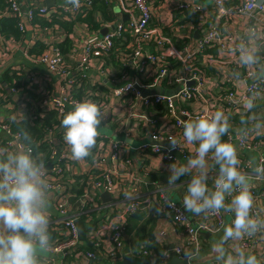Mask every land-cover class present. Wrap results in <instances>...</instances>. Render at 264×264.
<instances>
[{
	"label": "built area",
	"instance_id": "1",
	"mask_svg": "<svg viewBox=\"0 0 264 264\" xmlns=\"http://www.w3.org/2000/svg\"><path fill=\"white\" fill-rule=\"evenodd\" d=\"M22 1L4 0L5 6L0 8V19L12 14L17 17L20 30H24V25H31L35 16L50 17L53 13H64L71 19L72 16L84 15L86 8L92 4V0H79L78 6L69 4L68 0H59L57 5L48 8L39 5L38 0H30L24 10ZM117 1L121 3L120 8L127 19L113 22L104 34L74 24L77 35L73 37L66 54L54 44L61 41L57 40L59 36L56 32L61 30V37L64 34L57 26L48 28L31 25L37 33V39L46 46L41 52L30 53L31 45L20 47L14 44L13 49H0V65L23 48V56L41 65L46 73V76H41L38 74L41 72L30 71L25 65H14L7 71L8 76L14 77V81L8 84L5 82L7 90L0 84V146L20 148L21 127L29 126L37 130L31 134L35 141L34 152L39 153L44 160L48 191L53 193L50 201L55 210V215L49 213V230L55 232L51 236L53 247L47 252L50 257H66L78 253L87 262L120 258L130 215L145 210L156 209L157 212L159 208L162 211L157 213L168 215L174 221L183 243L173 247L171 255L166 248L165 252H156L149 245L140 253L134 255L132 250L131 254L149 264L165 263L172 256L188 260L201 252V231H218L224 225L223 216L221 213L209 215L208 220L196 225L183 210L182 203L178 204L164 193L160 196L145 194L143 186L146 183L142 178L146 171L145 163L140 164L136 159L140 169L135 170L130 152L139 149L146 155L150 150L153 154H162L167 165L175 162V154L183 153L182 147L169 152L164 142H168L170 136L174 137L176 131L183 130L186 121L209 117L217 111L214 108L216 102L210 93L203 90L205 85L212 84L215 79L232 86L220 92L217 90L218 97L224 92L223 100L228 105L224 107L219 104L220 111L236 114L247 110L245 105L249 101L254 104L264 102V0H242L229 8L224 5V0H212L218 14L230 13L231 16L240 15L252 20L248 29V33L251 32L246 36L257 37V44H252L247 38H237L224 28L212 27L204 30L199 40H191L182 49L171 43L161 27L150 24L155 0ZM167 1L175 3L179 9H189L195 13L201 11V0ZM192 30H189L190 34ZM125 33L130 38L126 46L118 50L115 41ZM12 42L19 43L15 40ZM149 45L154 48L153 54L144 52V48ZM206 45L217 48L215 54L203 58L220 70L215 79L195 68L192 63L194 53ZM241 47L255 55L257 62L254 65L241 63ZM110 53H116L118 67L107 62ZM164 58H174L180 66L183 64L184 73L178 72L179 68H169ZM112 72L116 76L111 77ZM142 78L148 82L143 83ZM235 79L245 83L240 94L232 85ZM164 80V87L166 91H171L170 95L144 93L158 87ZM110 82L113 83L106 87ZM13 97L20 101L23 111ZM83 100L97 104L103 115L99 127L111 125L118 139L105 136L98 130L92 154L82 161H74L63 141V129L59 125L63 115L72 110L73 104ZM190 104L193 110L189 108ZM152 106L160 107L163 122L159 125L147 112L148 107ZM138 127H141L140 134ZM149 127L152 129L148 130ZM145 137H149L151 143L142 142L137 146L131 144L130 139L141 140ZM235 139L245 150L258 152L264 148V134L256 139L250 132L242 130ZM228 141H232L231 135ZM257 161L264 163V154H259ZM247 163L244 169L240 168L242 172L251 171ZM252 179L258 182L251 188L254 199H257L260 194L255 189L264 178L254 176ZM101 192L111 195L110 202L99 200ZM166 201L174 207H170ZM252 214L264 218V212L255 204ZM79 218L83 219V237L78 231ZM158 235L163 237L164 229L159 230ZM252 238L245 237L236 243L247 249ZM151 243L149 239L146 244ZM185 252L190 254L187 258L184 257Z\"/></svg>",
	"mask_w": 264,
	"mask_h": 264
},
{
	"label": "clouds",
	"instance_id": "2",
	"mask_svg": "<svg viewBox=\"0 0 264 264\" xmlns=\"http://www.w3.org/2000/svg\"><path fill=\"white\" fill-rule=\"evenodd\" d=\"M68 3L78 6L79 0ZM241 53L243 65L257 62L255 55L243 47ZM254 106L252 101L245 105L249 111ZM102 118L100 108L89 100L75 102L72 110L63 115L59 126L72 160L82 161L92 154ZM182 129L183 143L191 146L192 154L183 164L173 162L166 166L168 185L175 187L181 177L190 176L182 200L185 212L205 217L222 211L233 215L231 223L223 225L222 236L212 248L219 264H260L254 254L236 242L264 231V218L252 214L251 192L252 177L264 178V163H258L253 156L247 163L251 171L240 170L238 145L224 139L233 129L223 111L190 119ZM21 141V147L16 149L0 146V264H41L43 254L53 247L44 160L34 152L35 141L27 129L21 131ZM167 141L169 152L181 145L173 136ZM214 167L218 172L209 187V174ZM227 197L231 199L226 203ZM160 211L158 208L157 212ZM229 241L233 242L231 252L225 247ZM189 255L184 253L185 258Z\"/></svg>",
	"mask_w": 264,
	"mask_h": 264
},
{
	"label": "crops",
	"instance_id": "3",
	"mask_svg": "<svg viewBox=\"0 0 264 264\" xmlns=\"http://www.w3.org/2000/svg\"><path fill=\"white\" fill-rule=\"evenodd\" d=\"M29 1L30 0H23L22 1V8L24 10L26 9L27 3ZM58 2H59V0H51L50 4H47V3H45V0H40V1L38 0L39 5H44V6H47L48 8H51L52 6L57 5ZM199 2H200L201 11L197 12L199 14V16H198L199 23H198L197 29H195L190 22L181 23V25L178 26V23H180V21L184 17V14H183L184 12L179 14L178 13L179 8L176 7V4L175 3H169L167 0H155L154 7H153V15H152V19H151L150 24L159 26L164 31L166 30L167 32H170L171 34H173L175 36H185L190 29H193L191 32V35L193 36L192 41L194 40L193 42L199 40L202 37V33L204 30L211 29L212 27H215L217 29L224 28V29H226L227 32L234 34L237 38H242V37L247 38L254 45L258 43L257 37L246 36V34H249L251 32L250 31L248 33V29L250 28L252 20H250L249 18H247L245 16H240V15L231 16L230 13L218 14L216 6L212 2V0H201ZM240 2H242V0H224V5L227 8H229V7H232V6H234ZM120 4L121 3L117 0H112L111 2H107L106 3L107 8L105 11L106 14H104L103 10L102 11L97 10V14L95 15L94 22L99 24V28L89 29L86 27L87 30L97 31L99 34H103V33H101V30L106 29V33H107L108 30L111 28L110 25H112L113 22H115L119 19L123 20L124 17H126V19H127V15L120 8ZM189 11H190V13H195V12H192L191 10H188V12ZM62 16L64 18L66 17L67 19H69L68 16H65V15H62ZM75 24L78 26H82V27L84 26L81 22H77ZM60 31L56 32V35L59 36V38L57 40L65 39L63 36L61 37ZM64 33L67 36H69V38L71 39V42L74 39L73 37H75L77 35L74 27L72 28L71 32H69V33L64 32ZM36 34L37 33L34 30H32V26L30 24H28L27 30H26V38H25V40L19 41L18 44L13 43L12 38H6V37H3L0 35V49H2V51L4 48L5 49L6 48L13 49L14 44L17 46H20V47L21 46H30V45H31L30 47H33L32 44L36 43L37 41L43 43V41L37 39ZM129 38H130V35L128 33H125L122 38L117 39L115 41L116 48L118 50H120V48L125 47ZM18 51L19 50H17L15 52V54ZM119 52L117 53L116 57H118ZM144 52L153 54L154 48L151 45H149V46L144 48ZM204 62H206L205 59H204ZM39 66L42 67L41 65H39ZM24 67L30 71L41 72V73H38L41 76H46V73H44L45 69L43 67H42V69L32 68V67L27 66V65H25ZM184 70H185V68L182 64L177 71L184 73ZM92 74H93V72L90 71V75H92ZM110 76L111 77L116 76L115 72H112L110 74ZM141 76H145V75L141 74ZM96 77H97V75H96ZM7 80H8L7 84L9 82H13L14 77L8 76ZM3 81L6 82L4 79H3ZM104 81H106V80H104ZM220 81L222 82V80H220ZM111 83H113V82H110L108 85H106V87L110 86ZM164 83H165V80L163 81V83L161 85H158V87L166 90L165 89L166 87H164ZM216 83H217L216 80H213L212 84L210 83L209 85H205L203 90L206 93H210L211 98L216 102L214 108H217V110H220L218 107L219 102L217 101V99H215V97L217 96V93H218V91H217L218 89H216ZM231 83H232V81H231ZM232 85H234V83H232ZM117 86H118V84H117ZM230 87H232V86L229 84H226V82H225L223 88H230ZM17 104H18V102H17ZM19 106H21V105H19ZM257 106L258 105H255L253 108H255ZM189 108L191 110H193V106L191 104L189 105ZM23 110H24V108L22 107L21 111H23ZM252 111L254 112L253 113L254 116H253V118H251L250 122L247 125H245V128H247L249 130L248 132H250L252 134V136L257 139V138L262 137L264 134V102H263V105L261 108V114H260V112H257L259 115L255 114L257 109H252ZM147 112L150 113L151 116L157 121L158 125L163 122L162 118H161L160 107H154V106L148 107ZM166 125L169 126V124H167V123H166ZM101 128L111 130L112 126L111 125L102 126ZM151 129H152V127L148 128V130H151ZM232 129H233V133L231 134V138H232L231 142L237 144L235 138L237 135L240 134L241 129L236 128V127H232ZM137 131H138V134H140L141 127H138ZM99 133H101V132H99ZM101 134H104V133H101ZM104 135L108 136L106 134H104ZM146 135H148L147 131H146ZM174 137L181 141L180 146L183 149V153L177 152L175 154L176 155L175 163L183 164L187 161L189 156L192 154L191 146H188V145L183 143L182 130L176 131ZM130 141L132 142L131 144L134 146H137L142 142H143L142 144L151 143V141L149 140V137H145L144 139H141V140L140 139H132V140L130 139ZM164 144L168 145V142H164ZM250 152H252V151L251 150H245L244 148H242L238 145V154H239V158L241 160V164H240L241 169H244L245 164L248 162L249 156L247 155V153H250ZM144 154L145 153L140 151L139 149H135V150H132L130 152V155L133 157V161L135 162L134 163L135 170L140 169V165L136 162V159L140 164L145 163V166H146L145 170L146 171L143 172V169H141V171L144 173L142 178L145 180V183H146L143 186V189L145 190L144 193L145 194H151L152 193V194H155L157 196H160L161 194L164 193L165 195L169 196L171 199H173L178 204H181L184 195H186L187 182L191 179V177L190 176L181 177V179L176 182L175 187H170L167 183V181H168V172L166 170L167 161L165 160L163 155L160 153L153 154V153H151L150 150H148L146 152V155H144ZM259 154H264V148H263V150L258 151V155ZM217 172H218V169L215 167L210 170L209 181H208L209 187L212 186L213 179H214ZM257 183H258L257 181H254L253 179H251V188H253L254 185H256ZM263 184H264V182L262 181L260 184V187ZM257 189L258 188L256 187V189H255L256 192H257ZM101 193H103V192H101ZM101 193L99 194V200L102 202L107 201L106 203L110 202V200L112 198L109 200L103 201L100 198ZM49 199L52 200L53 195L50 194ZM230 199H231V197H227L226 203L230 202ZM50 204H51V206L49 208V213L52 216V215H55V210L52 206V201H50ZM254 204L258 209H261L264 212V191L261 195H259V197H257V199H254ZM187 213H188V217L190 218L192 223H194L196 225H199L200 223H203L206 220H208V217H205L203 215L196 216L190 212H187ZM221 215L223 216L222 218H223L224 224H226V223L230 224L231 223V221L233 219L232 214H224L222 211ZM78 222H81V226L83 229V219L79 218L77 220V223ZM213 222L215 223V221H213ZM222 227L220 229H218V231L216 230L215 233L206 232L205 233L206 236H203V234H202L205 231H201L202 248H201L200 253H203L204 251H207L211 248V237L212 236H214L218 233V235L221 238ZM162 229H164L165 235L163 237H159L158 231L162 230ZM83 231H84V229H83ZM179 234H180L179 229L177 228L176 224L171 219V217L168 215H163V214L157 213L156 209L154 211H151V210L146 211L145 210V212L139 213L137 218H134L132 215H130V217L128 218V221L126 223L125 234L123 237L124 245H123V248L121 251L120 258H117V259L112 260V261H107V262H105V264H124L128 259L137 260V261H140V262H143L144 264H146L147 263L146 260H144V259L141 260V259H139V257H133V255L131 254V251L135 247H137L140 243H147V241H149V239L152 241L153 245L156 244V248L159 249L160 252H165V248H166V249H168V253L171 255L172 254V248L175 246H179L183 243L182 238L179 237ZM249 244H250V247L245 249V250L249 253L254 254L257 258L264 259V232L256 234L255 236H253L252 241ZM225 247L228 249L229 252H231L232 248H233L232 242L229 241L228 244L225 245ZM83 248L85 249V246ZM172 257H174V256H172ZM90 262H92V261H90ZM90 262L85 261L81 255H78V253H76V254L71 253L70 255H68L66 257H61V256L59 257L57 255L52 256V257H50L49 255H47V256L43 255L41 257V264H70V263H73V264H89ZM147 264H149V263H147ZM209 264H219V262L215 261V262H211Z\"/></svg>",
	"mask_w": 264,
	"mask_h": 264
},
{
	"label": "trees",
	"instance_id": "4",
	"mask_svg": "<svg viewBox=\"0 0 264 264\" xmlns=\"http://www.w3.org/2000/svg\"><path fill=\"white\" fill-rule=\"evenodd\" d=\"M3 2L4 0H0V8H4L5 3ZM106 3H107L106 0H92V4L86 8L84 15L79 14L76 16H72L71 19L70 18L67 19L66 17L64 18L62 16V15H65L64 13H60V14L53 13L50 17H44L43 15L35 16L31 25H35L37 27H48V28H54L55 26H57L58 28L62 29L64 32L69 33L71 32L75 23L81 22L85 27L89 29H97L99 28V24L94 22L95 15L97 14V10H101V11L103 10L104 14H106L105 13L106 8H107ZM188 10L189 9H185V10L179 9L178 13L181 14L184 12L183 13L184 17L180 21V23H178V26H180L181 23L190 22L193 25V27L197 29L198 23H199V19H198L199 14L190 13V11L188 12ZM17 22H18L17 17L13 16L12 14H8L2 17L0 19V35L6 38H12L15 41L25 40L27 26L24 25V30H20L17 26ZM165 31L164 33L170 38L171 43L179 49H182L183 47H185L186 44L190 42L193 38V36L190 34L189 31L187 32L185 36H175L171 34L170 32H167V31L165 32ZM63 37L65 39L61 40L60 42H54V44L58 47V49L63 54H66L69 51L71 39L65 33L63 34ZM45 47L46 46L42 42L37 41L36 45L29 48V52L38 53V52L43 51ZM215 52H217V48L215 46L213 47L210 45H206L199 52L196 51L192 58V63L195 68L202 70L206 75H209L214 79L215 77H217V74L219 73L220 70L218 69L217 66H211L207 61L204 62L203 58L208 54L213 55L215 54ZM115 55L116 53H110V55L107 58V62L111 63L114 67H118V63L116 62ZM164 60L168 62L167 66L169 68L173 67L174 69H178L180 66L178 61L174 58H164ZM7 78H8V73L4 77V80L6 82L8 81ZM141 80L143 83L148 82V80L144 78H142ZM215 80H217L216 89H218L219 92L222 91L225 83L218 81V79H215ZM223 93L219 97L216 96V99L220 105L227 107L228 106L227 102L223 100ZM185 105L186 103L183 104V107ZM255 105H258L257 107L252 108V109H257L255 114L259 115L257 112H260L261 114V108H262L263 102L256 103ZM252 109L250 111L248 109L243 110L236 114L229 113L225 110L223 112L228 117L232 127L240 128L241 131L242 130L249 131L247 128H245V125H247L250 122L251 118H253L254 116L253 115L254 112L252 111ZM21 129L22 130L27 129L30 132V135L37 131L35 128L29 127V126H23V128L21 127ZM224 139L228 140V136H225ZM260 184L261 183L257 185V188H258L257 192L261 195L264 191V184L261 187H260ZM49 232L51 236L55 234V232L51 230H49ZM83 236H84V231H83ZM148 245L149 247H153L156 252L159 251V249L156 248V244L153 245L152 243L151 244L140 243L137 247L133 249V254L136 255L137 253H140L142 250H144V247L147 248ZM105 262L107 261L99 259L96 261H92L89 264H105Z\"/></svg>",
	"mask_w": 264,
	"mask_h": 264
},
{
	"label": "water",
	"instance_id": "5",
	"mask_svg": "<svg viewBox=\"0 0 264 264\" xmlns=\"http://www.w3.org/2000/svg\"><path fill=\"white\" fill-rule=\"evenodd\" d=\"M51 0H45V3L50 4ZM126 17L123 18V20H125ZM101 33H106V29L101 30ZM22 50L23 48L19 49V51L13 55L10 59H8L6 62H4L2 65H0V84L1 86L7 90V84L3 81V77L4 75L7 73V71L14 65H27L30 66L32 68H36V69H42V67H40L37 64L32 63L31 61H29L26 57L23 56L22 54ZM233 83L236 87V92L238 94H240L242 92V90L245 87V83L242 80H238L235 79L233 80ZM192 84V83H189ZM118 86H121V84H118ZM178 88L175 89V91H177ZM157 93V94H163L165 96H168L171 94V91H166L160 87H156V88H152L149 91H144V93ZM13 100L18 102L19 105H21L20 101L17 99V97H13ZM99 132L104 133L110 137H112L113 139H118V136L111 130L109 129H103V128H99ZM247 155L250 157L255 156L256 158H258V152L256 151H252L250 153H247ZM51 195L53 193H50ZM100 198L105 201V200H109L111 199V195L108 193H101ZM139 214H133L132 216L134 218H137ZM188 215V213H187ZM206 232L202 233L203 236L205 235ZM209 234V233H208ZM220 240V236L218 235V233L214 236L211 237V248L207 251H204L203 253L198 254L195 257H192L188 260L186 259H180L178 257H173L171 259H169L167 262L162 263V264H209L211 262H218L212 255V248L213 246H215L216 242ZM43 255L47 256L48 253H44ZM260 261V264H264V259H260L257 258ZM124 264H144L140 261L137 260H133V259H128Z\"/></svg>",
	"mask_w": 264,
	"mask_h": 264
},
{
	"label": "rangeland",
	"instance_id": "6",
	"mask_svg": "<svg viewBox=\"0 0 264 264\" xmlns=\"http://www.w3.org/2000/svg\"><path fill=\"white\" fill-rule=\"evenodd\" d=\"M77 226H78V231H79L80 235L83 236V229H82V226H81V222H78Z\"/></svg>",
	"mask_w": 264,
	"mask_h": 264
}]
</instances>
